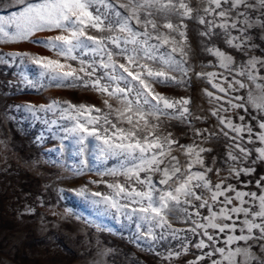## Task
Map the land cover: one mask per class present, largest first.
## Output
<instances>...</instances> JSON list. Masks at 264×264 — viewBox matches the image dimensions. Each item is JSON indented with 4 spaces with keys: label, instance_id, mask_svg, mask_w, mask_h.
Wrapping results in <instances>:
<instances>
[{
    "label": "snow or ice",
    "instance_id": "snow-or-ice-1",
    "mask_svg": "<svg viewBox=\"0 0 264 264\" xmlns=\"http://www.w3.org/2000/svg\"><path fill=\"white\" fill-rule=\"evenodd\" d=\"M8 2L10 8L0 13V37L30 41L52 56L7 55L29 60L30 74L51 86L82 88L102 98V106L68 100L25 106L37 121L43 119L74 138L81 153L94 150L105 160L115 159L116 166L90 181L106 191L85 187L77 195L94 198L93 203L133 220L140 238L166 247V260L191 246L203 253L191 264H201L206 257L211 264H264V176L255 181L258 192L242 191L219 179L216 157L211 166L207 162L214 151L209 142L221 138L228 148L225 163L232 162L229 177L251 176L256 168L246 162H264V52L253 54L258 45L250 33H264V0ZM192 21L202 26L199 35L213 45L204 48L216 59L209 65L223 71L190 66ZM39 33L55 34L37 38ZM221 36L247 59L238 62L214 46ZM193 75L215 89L203 91L218 125L193 128V139L185 144L169 130L175 127L171 122L191 126L205 117L193 116L190 97L169 95L167 89L187 86ZM242 89H247L246 99L233 95ZM249 105L258 113L252 117L256 125L246 123L245 115H239L237 123L236 110L251 115ZM213 172L218 182L210 178ZM177 222L188 227L178 228ZM173 241L179 251H172L177 246Z\"/></svg>",
    "mask_w": 264,
    "mask_h": 264
},
{
    "label": "rangeland",
    "instance_id": "rangeland-1",
    "mask_svg": "<svg viewBox=\"0 0 264 264\" xmlns=\"http://www.w3.org/2000/svg\"><path fill=\"white\" fill-rule=\"evenodd\" d=\"M9 8L8 0H0V13ZM201 30V25L189 22L190 66L196 71H223L209 65V61L215 64L216 59L204 51L208 42L199 35ZM250 33L258 45L253 54L259 55L264 52V33L259 36L255 30ZM54 34L39 33L37 38ZM214 46L233 54L238 62L241 57L247 59L236 49L229 48L223 36ZM12 52L52 56L50 51L30 41L13 42L0 37V59L3 60L0 63V264H191L196 256L202 255L201 250L190 246L187 253L166 260V247L140 238L133 220L93 203L94 198L77 195V191L85 187L89 191H106L103 185L90 181L100 180V172L116 166L115 159L105 160L94 150L81 153L74 138L47 125L43 119L37 121L25 106L48 105L53 100L102 106V98L82 88L51 86L30 74L29 60H12L7 55ZM205 88L215 92L206 80L193 75L187 86L167 89L169 95L190 97L193 116L205 117L202 121L193 120L191 126L171 122L175 127L169 130L182 143L192 141L193 128H217L218 121L210 115L213 105L204 94ZM233 95L246 99L247 89ZM248 108L251 115L238 109L234 119L240 123L239 115H245L246 123L256 125L252 117L258 113L251 105ZM208 146L214 151L208 154L207 162L211 166L212 157L217 158L215 167L221 168L219 179H226L242 191H259L255 181L264 176V162L255 165L246 162L255 167L256 172L251 176L242 174L237 180L228 176V166L232 162L225 163L228 148L223 138L210 141ZM209 176L218 182L215 172ZM201 211L207 214L206 210ZM175 226L188 227L181 222ZM188 235L192 240L197 239L191 233ZM172 243L177 245L172 251H179L178 243ZM201 264H211V259L206 257Z\"/></svg>",
    "mask_w": 264,
    "mask_h": 264
}]
</instances>
